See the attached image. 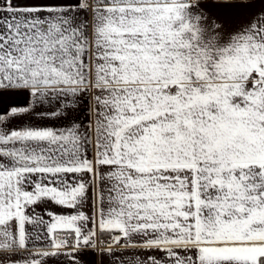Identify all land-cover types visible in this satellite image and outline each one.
I'll return each mask as SVG.
<instances>
[{"label":"snow or ice","instance_id":"1","mask_svg":"<svg viewBox=\"0 0 264 264\" xmlns=\"http://www.w3.org/2000/svg\"><path fill=\"white\" fill-rule=\"evenodd\" d=\"M0 264H264V0H0Z\"/></svg>","mask_w":264,"mask_h":264}]
</instances>
